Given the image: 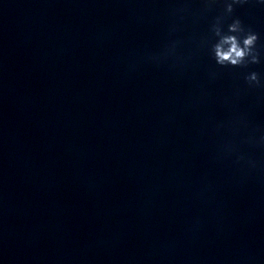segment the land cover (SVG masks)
Returning a JSON list of instances; mask_svg holds the SVG:
<instances>
[{"label":"clouds","instance_id":"1","mask_svg":"<svg viewBox=\"0 0 264 264\" xmlns=\"http://www.w3.org/2000/svg\"><path fill=\"white\" fill-rule=\"evenodd\" d=\"M234 2H239V0H234ZM233 10L232 4H228L227 11L231 12ZM229 33H237L241 30L240 21L237 19L232 24L229 25ZM216 34L220 36V40L213 47L214 58L217 64L221 66H240L245 63V61L250 57L251 63H258V56L253 52V48L258 39L255 33H248L242 41L238 39L236 35H221L220 30L216 29ZM246 79L249 83L259 84L258 74L255 72L250 73Z\"/></svg>","mask_w":264,"mask_h":264}]
</instances>
